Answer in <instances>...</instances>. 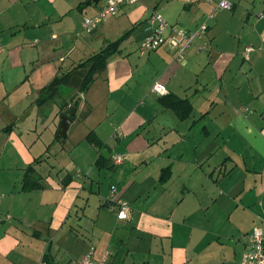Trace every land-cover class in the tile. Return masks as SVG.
<instances>
[{
  "label": "crops",
  "instance_id": "1",
  "mask_svg": "<svg viewBox=\"0 0 264 264\" xmlns=\"http://www.w3.org/2000/svg\"><path fill=\"white\" fill-rule=\"evenodd\" d=\"M218 1L139 0L87 33L84 18L104 0H0V264H43L44 255L70 264L91 247L106 264H241L252 230L264 231V0H227L230 11ZM238 11L245 29L230 47ZM153 12L187 31L206 22L195 41L204 50L191 47L180 63L167 45L132 55ZM130 30L85 94L61 87L43 114V88ZM155 83L190 102L187 118L160 103ZM74 104L90 114L58 140ZM29 166L40 188L25 192ZM117 201L128 205L124 220Z\"/></svg>",
  "mask_w": 264,
  "mask_h": 264
},
{
  "label": "built area",
  "instance_id": "2",
  "mask_svg": "<svg viewBox=\"0 0 264 264\" xmlns=\"http://www.w3.org/2000/svg\"><path fill=\"white\" fill-rule=\"evenodd\" d=\"M210 2L209 0H207ZM139 0H104L103 5L99 9L98 14L93 18H84L82 22V30L87 33L93 32L102 22L115 17L119 10L124 6H130L138 3ZM232 4L227 0H221L215 4V9L230 11ZM214 15L210 14L207 20L213 19ZM148 35L140 44V53L147 54L158 50L160 47L167 45L175 52V61L183 62L188 50L195 47L197 52H202L204 46H195V41L201 39L208 29L206 22L201 23L194 31H187L170 25L162 15L153 12L148 19ZM253 49L248 47L245 54H249ZM152 92L158 96L167 94V89L160 83H155ZM124 162V156L114 154L111 156V163L115 166ZM115 188H111V194L115 195ZM118 205L117 218L119 220L126 219L128 205L123 202H116ZM94 248L91 247L87 253L81 256L77 261L70 264H106L107 253L99 260L93 259ZM241 264H264V231L260 228H254L249 235V247L240 259Z\"/></svg>",
  "mask_w": 264,
  "mask_h": 264
},
{
  "label": "trees",
  "instance_id": "3",
  "mask_svg": "<svg viewBox=\"0 0 264 264\" xmlns=\"http://www.w3.org/2000/svg\"><path fill=\"white\" fill-rule=\"evenodd\" d=\"M130 34L131 30L125 32L117 40L107 42L100 51L91 55L71 71L56 76L49 85L41 90L38 98L39 104H44L54 98L58 89L61 87H67L76 90L79 93L86 92L90 85L94 82L95 76L105 71L108 60L119 53L121 43L126 40ZM160 103L165 108L173 110L180 120L187 118L191 112V104L187 99L183 100L171 94L161 97ZM72 107L76 108L77 105L74 104ZM73 117L74 116L70 118L73 119ZM56 138L58 140H62V138ZM86 140L100 149L104 147V145L96 139L93 133H89L86 136ZM106 162L107 158L100 154L95 165L97 168H101V166H104ZM169 176V169H164L160 175V181L167 180ZM39 188L40 185L38 184V178L35 176L33 167H27L22 180V191L30 192L38 190ZM43 264H52L47 255H44L43 257Z\"/></svg>",
  "mask_w": 264,
  "mask_h": 264
},
{
  "label": "rangeland",
  "instance_id": "4",
  "mask_svg": "<svg viewBox=\"0 0 264 264\" xmlns=\"http://www.w3.org/2000/svg\"><path fill=\"white\" fill-rule=\"evenodd\" d=\"M149 1V0H148ZM211 2H213V0H210ZM219 2V1H218ZM245 5V4H244ZM210 13V12H209ZM208 13V14H209ZM212 13V12H211ZM223 13H230L231 14V12H223ZM207 14V13H206ZM245 17H244V14L243 13H241L240 11H238L237 13H236V17H235V19L232 21V24H231V34H232V36H233V39L234 40H228L227 38H225V35H224V33H220V38H222L223 40H228L227 42H228V45L230 46V47H237V46H239L238 45V37H240L241 36V32H243V30L245 29V25H244V23H245ZM176 27H178V28H183L180 24H178V25H175ZM84 33V32H83ZM85 35L87 34V33H84ZM245 41H246V39L245 38H242V41H241V43H242V45H240L241 46V48L243 49V45L244 44H246L245 43ZM244 42V43H243ZM195 45L197 46V42L195 43ZM202 45V44H201ZM252 48V47H251ZM255 49H256V51L258 50L256 47H254ZM253 49V48H252ZM192 51V50H191ZM140 49L138 48V50L137 51H135V52H133L132 53V55H139L140 54ZM237 63H238V68H240V64L241 65H243V67H247L248 66V62H245V61H242L241 60V58L239 57V58H237ZM89 89V88H88ZM87 92V91H86ZM86 92H84V93H81V94H85ZM54 99V100H53ZM52 100H50V101H48L47 103V105L45 106V107H43L42 108V111H43V114L45 115V116H47L49 113H50V111L52 110V109H54L55 108V105L57 104L56 103V101L58 100V97L56 96V97H54ZM81 103L83 102L82 100H80V99H78ZM90 111V110H89ZM89 111H84V112H82V113H77V115L75 114L74 115V117H73V119H75V120H82V119H85V118H87V116L90 114V112ZM69 113H70V110H66V113H65V116H69ZM71 133V132H70ZM73 133V135L74 136H78V135H80V131L77 129V130H74V132H72ZM2 141H3V139L1 138V136H0V145L2 144ZM69 142H70V140H69V138H66V144H67V146H68V144H69ZM1 147V146H0ZM0 154H1V150H0ZM105 154H107V153H105ZM61 160H62V158H60ZM6 158H2V164H5L6 163ZM211 216V215H210ZM211 218H214V214H212V216H211Z\"/></svg>",
  "mask_w": 264,
  "mask_h": 264
},
{
  "label": "water",
  "instance_id": "5",
  "mask_svg": "<svg viewBox=\"0 0 264 264\" xmlns=\"http://www.w3.org/2000/svg\"><path fill=\"white\" fill-rule=\"evenodd\" d=\"M99 0H93L94 3H97ZM75 108H71L69 116H62L60 119V124H59V130L57 133V136L60 138H63L66 135V132L71 124V118L72 116L75 115Z\"/></svg>",
  "mask_w": 264,
  "mask_h": 264
}]
</instances>
